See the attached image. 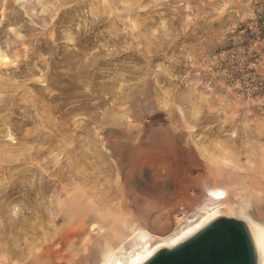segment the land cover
<instances>
[{"label":"rangeland","instance_id":"obj_1","mask_svg":"<svg viewBox=\"0 0 264 264\" xmlns=\"http://www.w3.org/2000/svg\"><path fill=\"white\" fill-rule=\"evenodd\" d=\"M212 213L264 236V0H0V264L145 254Z\"/></svg>","mask_w":264,"mask_h":264},{"label":"water","instance_id":"obj_2","mask_svg":"<svg viewBox=\"0 0 264 264\" xmlns=\"http://www.w3.org/2000/svg\"><path fill=\"white\" fill-rule=\"evenodd\" d=\"M140 264H258L245 221L218 215L172 246L158 248Z\"/></svg>","mask_w":264,"mask_h":264},{"label":"bare ground","instance_id":"obj_3","mask_svg":"<svg viewBox=\"0 0 264 264\" xmlns=\"http://www.w3.org/2000/svg\"><path fill=\"white\" fill-rule=\"evenodd\" d=\"M84 202L86 201L84 200ZM88 204H82L77 209L78 212H83L82 217L87 216L86 214H88L89 210H91ZM214 213H212L211 215L208 214L209 216L202 219L198 224L182 232L178 237L170 240L168 243L158 244V246L151 248L145 254L139 255L138 253L133 252L130 255L123 256L119 252H112V253H108V255L106 254L107 258L104 260L102 264H140L144 260H146L149 256H151L153 252H155L158 248L163 247V246H172L176 244L177 242L181 241L182 239L186 238L187 236H189L190 234H192L199 228H201L204 224H206L207 222H209L216 216V214ZM241 216H243V218L241 217L239 218L245 221V224L247 225L250 235L252 237V240L254 242V246H255L256 254H257V262L258 264H264V236L261 232V229L256 224H254L252 221L248 220L249 217H246L244 213H241Z\"/></svg>","mask_w":264,"mask_h":264},{"label":"built area","instance_id":"obj_4","mask_svg":"<svg viewBox=\"0 0 264 264\" xmlns=\"http://www.w3.org/2000/svg\"><path fill=\"white\" fill-rule=\"evenodd\" d=\"M179 217H181V216L179 215ZM174 219H176V217Z\"/></svg>","mask_w":264,"mask_h":264}]
</instances>
